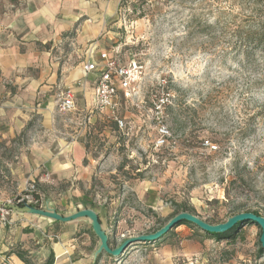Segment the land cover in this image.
<instances>
[{
	"label": "rangeland",
	"instance_id": "374dc122",
	"mask_svg": "<svg viewBox=\"0 0 264 264\" xmlns=\"http://www.w3.org/2000/svg\"><path fill=\"white\" fill-rule=\"evenodd\" d=\"M115 10L95 43L122 65H138L119 96L125 127L111 114L70 116L56 101L53 125L83 144L88 170L58 184L44 173L40 205L48 199L63 214L96 210L114 249L156 233L184 207L211 225L244 213L264 218V0H119ZM77 29L52 50L68 68L82 65L88 49ZM41 131L34 117L15 144L28 146ZM22 189L0 160V202ZM13 214L0 226L8 229ZM186 229L202 244L197 264H264L256 225L221 241ZM161 242H136L111 264Z\"/></svg>",
	"mask_w": 264,
	"mask_h": 264
},
{
	"label": "crops",
	"instance_id": "0c3cea01",
	"mask_svg": "<svg viewBox=\"0 0 264 264\" xmlns=\"http://www.w3.org/2000/svg\"><path fill=\"white\" fill-rule=\"evenodd\" d=\"M118 4L119 0H0V160L19 178L21 188L29 181L40 188L44 173L54 184L78 175L86 177L83 144L70 133L55 129L52 110L61 90L71 89L76 109L67 114L81 117L95 113L99 74L87 73L85 66L100 62L105 50H99L95 41ZM76 27L78 42L86 43L88 49L82 65L68 68L56 61L52 50ZM34 117L40 118L42 131L28 146L15 144ZM14 148H19L15 151L20 154H15ZM86 226H90L87 221L61 223L14 212L11 226H0V264H25L12 253L16 249L25 250L36 264L46 261L51 253L55 264H111L110 255L96 256L99 239L91 226ZM158 242L149 254L138 251L126 262L197 264L202 244L186 225Z\"/></svg>",
	"mask_w": 264,
	"mask_h": 264
},
{
	"label": "built area",
	"instance_id": "2783aa9c",
	"mask_svg": "<svg viewBox=\"0 0 264 264\" xmlns=\"http://www.w3.org/2000/svg\"><path fill=\"white\" fill-rule=\"evenodd\" d=\"M100 62H91L85 66L87 73H98L95 111L101 115H112V120L117 124L119 129H124L125 121L119 116V96L121 91L128 92L131 89L133 79L136 76L139 68L137 64L132 66L122 65L120 60L114 56V51H103L100 54ZM57 107L60 112L69 113L75 111V96L71 89H63L58 95ZM108 116V115H107ZM166 128L161 129V134H166ZM39 194L38 184L34 181L30 183L22 195L8 204L23 206L29 204L36 208H41V196ZM12 210L4 204L0 205V224L5 226L11 215ZM124 264H139V263H124ZM141 264V263H140Z\"/></svg>",
	"mask_w": 264,
	"mask_h": 264
},
{
	"label": "water",
	"instance_id": "95a60500",
	"mask_svg": "<svg viewBox=\"0 0 264 264\" xmlns=\"http://www.w3.org/2000/svg\"><path fill=\"white\" fill-rule=\"evenodd\" d=\"M1 204L3 203L0 202V205ZM4 205L13 212L42 217L51 220L53 222L71 223L77 221H87L90 224L92 231L99 239L100 244L96 256L102 253H106L107 255H110L112 257H116V258L120 257L126 251V249L132 244L136 242L139 243L157 242L161 240L164 236L172 232L174 228L181 225L183 222H188L193 225H196L201 230L210 234H223L232 230L239 223H246L249 221L255 222L262 229L261 244H262V248L264 249V218L254 213H244L238 215L233 219H231L228 223L220 224V225H211L209 223H206L203 220H201L199 217L188 212L180 213L177 216H175L166 226L161 228L156 233L147 236H142L137 239L126 240L122 245L114 249L109 244L108 229L105 226L99 212H97L92 208H79L74 213L63 214L58 212L57 209H55L52 206V203L48 199L45 202L44 206L41 208H36L29 204H25L23 206L15 205V204H4Z\"/></svg>",
	"mask_w": 264,
	"mask_h": 264
},
{
	"label": "trees",
	"instance_id": "16d2710c",
	"mask_svg": "<svg viewBox=\"0 0 264 264\" xmlns=\"http://www.w3.org/2000/svg\"><path fill=\"white\" fill-rule=\"evenodd\" d=\"M116 125V128L117 127V124L115 123ZM39 194H37L36 196H38ZM185 212H188V213H191V214H194V212L186 207H184L182 213H185ZM180 214V213H178ZM177 214V215H178ZM254 214L259 215V213H255ZM176 215V216H177ZM195 215V214H194ZM182 225H186V226H190L192 229H195V230H199L200 232H203L204 234H206V236H208L209 238H212V239H216L218 241H221V240H230V239H233L236 237V234L238 233V231L241 229V227L245 226V225H256L258 227H260L257 223L255 222H246V223H239L237 224L232 230L226 232V233H223V234H210V233H207L203 230H201L198 226L196 225H193L191 223H188V222H183L181 225L179 226H182ZM177 226V227H179ZM176 227V228H177ZM261 228V227H260ZM262 230V229H261ZM171 233V232H170ZM169 233V234H170ZM168 234V235H169ZM167 236V235H166ZM164 236V237H166ZM163 237V238H164ZM162 238V239H163ZM161 239V240H162ZM160 241V240H159ZM109 244L111 245L112 247V242H111V239L109 237ZM262 245V244H261ZM13 254H15L20 260H22L25 264H36L33 262V260L31 258L28 257V253L25 251V250H21V249H16L14 251H12ZM260 254L264 255V249L262 248L260 250ZM40 264H55V255L53 253L50 254V256L48 257V259L46 261H44L43 263H40Z\"/></svg>",
	"mask_w": 264,
	"mask_h": 264
}]
</instances>
